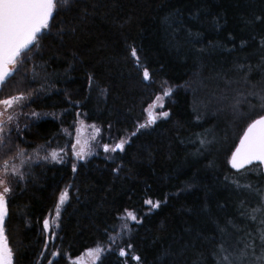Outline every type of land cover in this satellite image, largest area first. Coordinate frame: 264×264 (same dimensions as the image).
Masks as SVG:
<instances>
[{
  "label": "trees",
  "instance_id": "16d2710c",
  "mask_svg": "<svg viewBox=\"0 0 264 264\" xmlns=\"http://www.w3.org/2000/svg\"><path fill=\"white\" fill-rule=\"evenodd\" d=\"M51 23L20 75L0 92L32 93L0 151L3 160L19 145L26 156L24 178L10 180L4 223L14 264H68L98 244L104 251L94 264H217L213 252L221 240L231 246L247 232L258 236L259 222L241 212L257 207L254 190L264 184L259 167L235 173L228 160L264 110L241 123L228 148H204L214 115L206 113L202 98L210 100L226 83L249 80L262 86L264 105V0H84ZM133 45L149 81L130 55ZM32 69L39 73L35 79ZM248 75L252 79H244ZM164 81L179 85L173 104L164 107L169 115L140 128ZM78 124L89 127L91 151L84 159L72 148ZM121 138L127 141L123 151L101 155L105 143ZM52 149H63L60 162L51 160ZM115 162L127 176H114ZM65 190L69 195L56 218ZM147 198L160 201L159 207L146 205ZM125 209L134 210L139 223L128 220L130 231L110 247L114 233L106 230H119L117 217ZM49 217L58 227L45 232ZM257 245L259 254V240Z\"/></svg>",
  "mask_w": 264,
  "mask_h": 264
},
{
  "label": "snow or ice",
  "instance_id": "6c2138e0",
  "mask_svg": "<svg viewBox=\"0 0 264 264\" xmlns=\"http://www.w3.org/2000/svg\"><path fill=\"white\" fill-rule=\"evenodd\" d=\"M83 2L84 0H0V92L14 77L20 75L24 65L31 59L30 54L33 51V47H39V41L43 36L51 33L53 27L51 22L54 21L55 17L79 7ZM82 10L87 14V7ZM257 19L261 18L257 17ZM71 30L74 32L75 28ZM61 31H63L62 28ZM241 43L243 45L244 42L242 41ZM260 48L264 49V37L260 39ZM130 55L134 59L137 69H143L144 81H149L151 78L150 71L146 65H143L139 49L134 45L130 46ZM31 71L32 79H35L39 73L35 69ZM22 79H27V76L22 77ZM93 82L94 78L89 75L90 87ZM103 91L102 89V94ZM170 92L171 89H166L162 95H157L150 107H154L157 104L163 107V97L169 96ZM31 95V92L19 90L16 94L0 96V151H2V146L7 142L8 137L6 134L10 131L9 125L17 119L19 112L26 106ZM32 115L36 116L38 114L33 112ZM159 115L167 117L169 113L165 111L159 113ZM152 123H155V117L150 115L147 124ZM147 124H141L139 127H146ZM96 131L99 132L100 130L97 128ZM135 134V132L132 133V135ZM126 142L125 139L121 138L114 146L105 143L103 147L106 152L109 150L112 152L123 151ZM80 143V140L77 139L76 144ZM204 143L205 141L202 139L201 144ZM76 144L72 145L74 155L79 159H84L89 152L85 150L84 146H81L79 151H77ZM35 151L38 157L39 149ZM59 151H63V149ZM59 151L56 149L51 150L50 157L52 161L60 162ZM27 159H31V157H27ZM43 159L47 161L49 155H45ZM10 160H19V165L10 164ZM25 160V150L20 148L19 145H17L14 155L0 160V264H14V250L8 242L4 228L5 217L8 215L9 210V196L12 191L8 176L10 174L13 177L18 176L23 179L24 173L20 171V168L24 165ZM255 162H258L256 164L257 167L264 165V115H260L247 125L229 160L231 167L237 171L244 169L246 165H254ZM73 171H76L75 164H73ZM236 183L238 187L250 190L252 188L251 185H239L238 182ZM254 191L259 197L257 207L252 208L247 213L241 212V215H247L251 220L259 222L261 227L257 229L258 236L255 233L247 232L241 240L231 246L221 240L213 252L217 264H264V218H259L257 215L258 213H264V190L255 189ZM68 195V190L60 193L59 201L56 205V218L60 217L61 206L65 203ZM144 203L150 205L153 209L158 208L160 205V201L154 202L151 198L145 199ZM243 203L241 201L242 205ZM117 219L121 222L119 230H106L114 233L108 236L110 247L116 243L118 238L125 235L126 231H130L129 219L139 223L135 211L130 209H125L124 213L118 215ZM44 230L45 232L50 231L48 218L44 220ZM56 235V232H51L52 237ZM257 240H259V254L256 252L258 247ZM127 248L131 249L132 245L129 243ZM88 251L95 253V258L99 260L104 248L98 244L95 248ZM119 251L121 257L127 255L125 248H120ZM52 255L55 257L57 253L53 252ZM250 257L253 259H249ZM133 259L139 261L140 257L134 256ZM50 264H54V262L50 261Z\"/></svg>",
  "mask_w": 264,
  "mask_h": 264
},
{
  "label": "rangeland",
  "instance_id": "374dc122",
  "mask_svg": "<svg viewBox=\"0 0 264 264\" xmlns=\"http://www.w3.org/2000/svg\"><path fill=\"white\" fill-rule=\"evenodd\" d=\"M247 78L252 79V76L248 75L244 79L247 80ZM233 81H235V79ZM258 87H262L260 83L255 86L254 84L250 83L249 80L248 82L243 81V83L241 82L239 83V81L237 83L230 82V83H226V85L223 86V88L217 93V95L215 96L212 95L210 97V100L206 99V97L202 98L203 105L206 109V113L208 115L210 114L214 115L213 122L208 129V135L210 136V138L207 139L204 144H201L202 147L207 148V147L215 146L217 150H224L235 142L238 135L240 134L239 127L241 123L249 122L253 116H256L257 114L261 113L264 110V105H261L260 102L261 97H263L262 95L263 91L260 90ZM166 89H171V92L169 96L163 97V101H162L163 107H160L159 104H157L152 108L149 107L145 113L147 120L141 124H147L148 121L147 115L154 116L155 122L166 118L164 116L159 115V113L165 112L164 111L165 106H171L173 104L174 94L179 89V85H174L169 81H164L159 85H157L155 88L158 95H162L163 91ZM255 98L259 100L257 101L255 100ZM20 112L18 114L17 119L15 120V124L19 122L18 118L20 117ZM36 117L44 118L46 116L44 114H40V115L38 114L36 115ZM88 131H89V127H87L85 124L77 125L73 138L74 139L73 144H76L77 139H79L81 142L80 144H76L77 151H79L81 146H84L86 151L88 152L91 151V147L90 148L86 147V142L88 141L87 139L89 138L87 133ZM101 155L108 158L112 157L111 150L106 152L104 148L101 151ZM59 156L62 159L64 158L63 156L65 155L59 153ZM11 163H15L19 165V160H10V164ZM22 169L23 166L20 168V171H22ZM113 173L114 176L116 177L127 176V173H125L123 166L120 162H115ZM15 177L18 178V176ZM11 178L12 176L9 174L8 176L9 181L11 180ZM262 186L263 187L261 188V190H264V184ZM48 219L50 221V230L55 229L57 227V219L54 217H49ZM129 221L131 220L129 219ZM96 246L97 245L91 247L90 249H93ZM55 258H57V256L54 257L51 254V259L53 260ZM249 259H253V258L250 257ZM96 260L97 259L95 258V253H90L89 251H87L85 255H83L78 259L70 260L68 264H94Z\"/></svg>",
  "mask_w": 264,
  "mask_h": 264
},
{
  "label": "water",
  "instance_id": "95a60500",
  "mask_svg": "<svg viewBox=\"0 0 264 264\" xmlns=\"http://www.w3.org/2000/svg\"><path fill=\"white\" fill-rule=\"evenodd\" d=\"M149 116H150V115H147L148 120H149ZM242 134H243V133H242ZM238 143H239V140L237 141L236 145H237ZM236 145H235V147H236ZM235 147H234V149L232 150V152L235 150ZM117 151H118V150H117ZM232 152H231V154H232ZM231 154H230V156H229V160H230V158H231ZM229 160H228V167H229V169H230L232 172H235V173H238V172L244 171V170H246V169H248V168H250V167H252V166H256V164H258V162H255L254 165H246L244 169H241L240 171H237L236 169H233V168L231 167V165H230V163H229ZM259 170H260L261 177H262L263 180H264V165L259 166Z\"/></svg>",
  "mask_w": 264,
  "mask_h": 264
},
{
  "label": "flooded vegetation",
  "instance_id": "af4514ba",
  "mask_svg": "<svg viewBox=\"0 0 264 264\" xmlns=\"http://www.w3.org/2000/svg\"><path fill=\"white\" fill-rule=\"evenodd\" d=\"M149 111V110H148ZM43 226H44V222H43Z\"/></svg>",
  "mask_w": 264,
  "mask_h": 264
}]
</instances>
